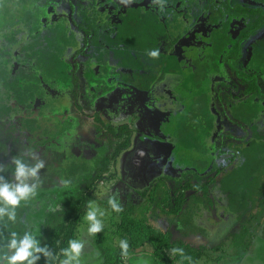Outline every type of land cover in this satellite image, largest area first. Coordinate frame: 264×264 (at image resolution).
Returning a JSON list of instances; mask_svg holds the SVG:
<instances>
[{"label": "trees", "instance_id": "trees-1", "mask_svg": "<svg viewBox=\"0 0 264 264\" xmlns=\"http://www.w3.org/2000/svg\"><path fill=\"white\" fill-rule=\"evenodd\" d=\"M49 1L53 0H0V92L4 90L10 96L9 99H1V102L4 101L3 105L7 107L10 100L13 102L22 97V92L17 90L20 82L22 88H38L37 96L41 101L39 109H44L38 110L36 117L29 111H27V116L21 115V127L16 126L14 111L5 108V115L0 112V164L5 166L10 165L12 157L27 156L28 151H32L42 158L46 153L42 147L52 139L61 136L64 131L70 130L71 132L76 124L75 121H69L62 116V122H60L62 128H59L54 122L52 127L56 132L44 128L43 131H46L48 135L43 133V136L46 137L41 140L33 138L35 132L41 129V120H51V118L57 120L59 118L57 108H60L62 99L52 94L51 90L64 91L66 87L73 89L74 85V82H68V78L63 73L65 70L63 54L68 47L75 46L74 35L68 29L66 20L61 23L56 20L51 23L47 22L46 17L51 10L56 12L49 5ZM178 2V0H158L160 9L154 7L152 9L154 14L145 16L143 21L139 15L133 17L134 13H132L130 18H134L133 25L129 24L127 28L128 21L118 25L114 40H124L129 37V42L136 46H133V49L135 48L139 53L144 51V54H149L157 50L154 45L160 43L169 28L166 20L167 13L172 12ZM134 11L132 10V12ZM237 13H242L244 25L239 40L245 39L264 24V12L260 8L249 9L236 6L232 10L229 9L227 3L213 4L209 10V18L214 22L223 14H227V21L221 25L224 29L230 24L229 16ZM217 30L213 28V40L209 45V63L204 61L198 65V71L203 74L202 77L206 79V74L209 73V80H212L213 74L216 75V78L224 79L228 75L227 70L234 72L235 68L232 62L237 60L240 54L239 43L235 42L231 48H226L233 40L229 39L227 35L217 36ZM92 38L94 46L96 44L100 50L94 49L89 54L86 64L92 76H96L94 69L89 66L99 62L102 54L109 53L110 46L107 43H110L111 39L107 38L106 45L102 46L99 42V39L103 38L101 34L93 35ZM124 42L127 44L126 40ZM18 49L21 54L20 67L23 69L21 74L17 73ZM256 56L257 62L264 70V44L263 48L256 52ZM204 67L207 68L205 73L202 70ZM242 82L247 85L243 91L246 95L244 102H232L226 95L218 96V98L214 95L211 96L213 119L214 121L219 120L220 114L217 116L216 107H223L229 110L231 115L229 117L233 122L242 123V125L245 124L252 128L255 126L256 128H253L255 131L260 129L258 120L261 119L259 116L262 114L257 115L260 112L255 97L259 94L258 87L254 78L242 79ZM94 87L96 90L98 89L97 84ZM210 91L212 92V90ZM95 120L100 125V128H96L97 136H100L104 123L98 117ZM261 121L263 133L258 135L259 143L254 142L257 140V136L253 133L254 139H250L235 149H230L231 151L225 153L231 154L226 158L227 165L223 169H219L213 164L209 169V177L205 184L191 186L190 183H186L178 188L179 191L173 199L166 188L158 191L157 188L160 189V187L155 186L150 195L155 200L150 203L156 206L159 211L158 216L163 215L164 217H160L161 219L164 218L177 228L192 229L186 231L178 229L179 233L192 232L207 235L206 230L198 225L199 211H195L197 208L192 204H187L188 198L185 193L187 190H194L201 191L203 198L198 197L195 200L190 198L194 200L193 203L204 204L208 199V194L212 193L216 198L215 206L224 208L226 211L232 210V215L239 220L243 216L258 219L264 208V120L261 119ZM106 130L111 137L117 139L115 144L109 140L108 145L113 147L112 154H107V144H101L99 147L91 146L96 148L99 154L91 160H87L92 166L83 178L84 181L91 177L93 171H97V175L92 178V182L101 179L102 173L108 171L110 163H115L120 154L131 145L132 133L127 126L123 125L116 129L107 126ZM12 171L11 167H6L3 175L10 179ZM87 188L89 189L90 185ZM161 192V199L158 200V195ZM54 194L57 199L53 198ZM42 197H48L51 203H42V206L39 209L35 207L34 211L31 199L22 201L21 206L16 209L17 220L15 222L8 221L6 217L0 219V256L4 255L5 245L10 239L11 232L15 231L20 237L25 232H31L36 236L39 247L47 248L54 257V259L48 260L43 253H36L35 255L39 259L35 261V264H60L63 259H66L62 254V249L68 247L70 240H77L78 230L89 209L92 197L86 193L69 194V192H56V190H51V193H45ZM50 205L55 209L59 205V208L54 212H45ZM203 208L207 210L208 207L204 205ZM122 209L119 213L112 211L116 216L115 221H112L115 227L112 235L119 237L120 240L128 241V255H121L120 244L114 246L111 239L102 237V239H97L99 242L96 247L99 257L102 259L100 264H123L125 259L130 261L137 258H144L151 264L152 262L155 264H200L206 263L210 258L204 245L193 246L181 239L172 240V234L168 227L162 229L154 226L146 214L148 208L130 206ZM146 248H149L150 251H145ZM173 248H182L184 257L182 258L178 253L174 254Z\"/></svg>", "mask_w": 264, "mask_h": 264}, {"label": "flooded vegetation", "instance_id": "flooded-vegetation-1", "mask_svg": "<svg viewBox=\"0 0 264 264\" xmlns=\"http://www.w3.org/2000/svg\"><path fill=\"white\" fill-rule=\"evenodd\" d=\"M178 1L179 2L177 3L174 10L172 12L167 13L166 20L170 29H167L166 34L163 35L164 38H162L160 43H158V45L157 43L154 45V48L157 49L155 50V52H157V56L155 57L151 56L150 53L144 54V51L142 53H139V51L135 50V48L133 49L134 45L132 44V42H129V37L124 39L127 41V44L122 39H114L115 30L117 29L118 25H121L123 22L127 23L128 21V28L129 24L131 26L133 25L134 16L139 15V17H141V21H143L145 19V16L154 14V12L152 11L154 7L160 9V4L157 3L158 0H78L74 5L71 6L72 9L76 11L72 15L73 21L71 17H65L57 12V9L54 5L55 2H57L56 0L49 1V5L52 6L56 10V12L51 10V12L46 17L47 22L51 23L52 21L56 20L57 22L61 23L63 20H66L68 29H70V31L73 33L74 40L76 42L75 46L68 47L63 54V62L65 64V70L63 71V73L66 75V78H68V82H74L73 89H69L68 87H66L64 91L51 90V93L54 94L56 97H60L62 99L61 102H63L62 93L64 95L65 91H69L71 93L70 98L72 97L74 105L78 107L76 100L79 96L78 90H80L82 83L80 78H78L76 71L78 70L79 66H82V77L85 81V89L84 94L82 96V98H84L85 100L84 106L86 108L89 107L94 110L93 119L98 125L97 127L100 128V125L96 122L95 118L98 117L100 120H102V122L104 123V127L101 128L102 131L105 130L107 132V126H110L114 129L123 125L127 126L130 132L132 133L131 145L128 147V149L133 147L132 142L134 138L137 137L135 132L137 131V133L139 134L142 133V129L140 127L141 125L138 126V122L139 124H142L144 121L143 115L140 112L142 108H146L148 114L152 115L153 121L150 123V126L153 132L161 135L165 140L171 141L174 140V130L168 128V125L171 124L173 118L174 122L177 121L178 118L180 119L182 116V112L187 115L189 110L186 109L188 104L187 99L189 97L191 99L194 98L195 96H197L198 93L202 92L201 95H199L200 97H207L210 107L212 95H214L216 98H218V96L226 95L227 98H230L232 102H244L246 95L243 93V91L247 85L242 82V79L250 80L251 78H254L259 93L255 96L256 103H264V90L261 87V84L264 83V70L261 64H259L256 60V52L261 50L264 44L262 43L264 41V24L256 31L251 33L249 36H247L245 39L239 40V37L241 36V33L244 29V25L242 23V13L231 14V16H234H229V19H231L230 24L227 25V27L224 29L221 25L224 23V21H227V14H223L222 17H219L214 22L211 18H209V10L215 3L218 5L221 3H227L229 5V9L232 10L234 9V7L240 6L242 8L249 9L260 8L264 12V0H239L240 3L242 1L241 4L243 5L237 4L233 7L230 5L231 0ZM245 3H251L253 5L245 6ZM157 4L159 5L157 6ZM132 10L135 11L132 12ZM131 14L133 15L132 19L130 18L132 16ZM72 23L75 25V28L78 29V32H81L83 34L80 40H78L76 37V31H74L75 28L71 26ZM213 28L218 29L216 32L217 36L227 35L229 39L232 38L233 42L229 44L226 48H231L235 42H238L240 54L239 58L232 62V65L235 68L234 72L227 70L228 75L226 76V78H212V80H210V88L204 87L198 90L196 87H192L193 84L191 85V83L195 84L196 82H202L201 79H208L202 77L203 75L200 74V72L198 71V65L199 63L202 64L204 61L205 63H209V45L210 42H212L211 40H213ZM99 34L103 36V38L99 39V42H101L100 44L102 46L106 45L107 38L109 40L111 39V42L107 43L110 46V49H108L109 53L101 55V59L99 60V62H97L96 64H90L89 67L93 68L94 73L96 74V76H92V73L88 71L89 69L87 68L86 62L89 59V54L94 49H99V47H97L96 44L94 46L92 42V36H98ZM19 52L20 50L18 49V53ZM117 52L122 54H119ZM71 55L72 59L70 60ZM20 57L21 54L19 53V65L17 68V73L19 74H21L23 71V69L20 67ZM122 58H124V60H122ZM165 60L171 61L165 62ZM234 62H238L240 64V69L234 66ZM203 65L205 66V64ZM202 70L204 71L203 73H205L207 71V68L204 67L202 68ZM180 72H182V74L178 76L177 73ZM240 72H243L246 75H241ZM213 76L216 77V75ZM110 77L112 78L111 81ZM96 84L98 88L97 90L94 87ZM186 85L188 86L187 89H185V87H187ZM119 87L122 88L121 90L123 91L125 89H129L132 92V101L130 104L138 106V108L135 110L137 115L133 118L134 120L138 119L136 120L137 125L133 123L122 125L118 123L112 124V121H108L107 118L102 119V117L99 116V111L102 113V111L104 112V110H106V107L108 108V106H106V104L104 103L105 96L108 94V92H111L112 90ZM17 90L19 92H22V97L13 102L10 100L7 107L3 105L5 102H1V99H6L10 96H8V94L4 90L3 92H0V112L4 113L5 115V108L10 111H14L16 114V126L21 127V115L27 116V111H29L32 112L33 116L36 117L38 114L37 111L44 109H39L41 101L40 99H38L37 96L39 93L38 88H22L19 82ZM210 90H212V92ZM22 99L28 101H22ZM42 103L44 102L42 101ZM28 105H30V107H28ZM57 109L60 110L59 112H57L59 118H57V120L55 118H51V120H41V129L35 132V136L33 137L34 139L41 140L43 137H46L43 136V133L47 134L46 131H43L44 128L56 132V130L52 127L54 122L57 123V126L59 128H62L60 123L62 122V116L66 117L69 121H75L76 124L74 123L75 125L73 126V128H76L79 122L76 119L67 117V111L64 106H62L61 104L60 108ZM48 111H50V109ZM215 111H218V113L215 112L217 116L218 114H220L219 120L214 121L213 114L211 113V111V120H209L208 123L205 125V129L206 127L208 129V133L205 137L206 143H209L208 149L205 148L202 151L200 149L196 152L197 156L201 158V163L203 164V167H206L208 170L210 169V167L213 166V164L216 165V159L219 156H225L224 160L227 163L226 158L230 157L231 154L225 153L231 151L230 149L232 148L235 149L240 145H244L245 142L253 138V133H255V136H257V140H254V142L259 143L260 139L258 140V135H262L263 133L261 119L258 120V125L260 126V129L253 131V128H256L255 126L252 128L245 124L242 125V123H236L235 121L233 122L229 117L231 116L229 110L224 109L223 107H216ZM263 111H260L259 113H257V115L262 113L259 117L263 116ZM227 118H229L233 123L227 122L226 124L225 122ZM234 127H239V129H241V131L244 133V136L239 137L236 143L235 140L231 138V133L235 131V129H233ZM68 132H70V130L64 131L62 135H66ZM95 132L97 134L96 130ZM106 135L108 136L106 142L108 150L107 154H112L113 147H110L108 143L110 140L113 144H115L117 142V139L111 137L108 132L106 133ZM61 136L56 139H52L51 141L47 142L44 147H42L46 150V153L43 154L42 158L39 157L41 160H43V162L47 161L52 156L55 158L56 153H54L53 150L58 151V148H60ZM87 146L91 147L93 145L89 144ZM98 154V150L95 148V154H93L92 157L88 159H84L86 160V162L83 163H89V161L87 160H91ZM119 157L116 159L115 163H110V167L107 171L109 172L110 168L113 166L114 168L116 167L113 173V176L116 178H118L117 163ZM105 173L106 172H104V174ZM208 177L209 172L206 175L199 176L198 178L197 176L194 178L189 177L188 181L186 182L184 178L182 180L178 179V175L167 177L165 176L161 177L159 180H162V178L164 180L166 178L173 179V185L175 186L173 188L169 187L164 181L159 182V185L157 184L155 186L160 187V189L157 188L158 191L163 188H166V190L169 191L171 199H173L176 193H178L179 191L178 188H180L182 185L189 183L193 179H198L196 181L193 180L195 185H197L196 183L199 184L198 181L203 178L207 179ZM92 183H89L91 190L92 188H96L92 185ZM89 185L87 184V187ZM155 186L151 189L147 188L149 189V191L147 193H140V195L148 199V202L152 200L154 201L155 199L150 197V195L153 193ZM196 192L201 191H186L185 194L188 198L187 204H192L193 207L199 209H195V211H199L198 215L201 216H204V204L206 207H208L207 210H205L207 211L205 216L207 217V220H209V236L207 232V235L202 236H208L210 238L212 234L219 231L218 224L220 225V223H222V218L219 217L221 215H223V217H226V215L221 212V209H223L225 213L228 211H226L224 208H218L217 206L213 208L211 205L215 204L216 201H210L209 199H206L204 204L199 202L193 203L196 198H203L202 192L199 196ZM160 194H162V192L159 193L158 200L161 199ZM208 195L210 197V193ZM190 198H193L194 200H191ZM211 208H213L214 210H212ZM244 217L248 216H243L239 220L236 216L234 217L231 213H229V222L227 224L229 227L231 226V223L235 221L242 227V231L239 234H234L235 236L232 235V238L228 239L229 241H232V243H234V241H238L239 244L237 248L239 249V252H241L240 258L246 257L247 255H251L252 253H254V243L256 244L257 242H259L260 237L263 236L264 208L259 214L258 219H254L253 217V220L255 221L252 224L250 223L249 226L253 229H257L255 237L254 235H251V233H249V227H246L248 220H250L251 222V218H247L248 220H245ZM198 234L201 235V233ZM244 236L246 237L245 239H238ZM234 237H237V239H234ZM250 244L252 247L249 250L248 247ZM209 256L211 257V255Z\"/></svg>", "mask_w": 264, "mask_h": 264}, {"label": "rangeland", "instance_id": "rangeland-1", "mask_svg": "<svg viewBox=\"0 0 264 264\" xmlns=\"http://www.w3.org/2000/svg\"><path fill=\"white\" fill-rule=\"evenodd\" d=\"M56 1L57 2H55L54 5L57 9V12L65 17H71L73 21L72 15L76 11L73 10L71 6L74 5L78 0ZM241 3L239 0L230 1V5L232 7ZM244 5L248 6L253 4L245 3ZM71 26L75 28L73 23ZM74 31H76L77 39L80 40L83 34L78 32V29L76 28ZM71 59L72 55L70 56V60ZM166 61L171 60H165V62ZM234 66L240 69V64L238 62H234ZM76 73L82 83L80 90H78L79 96L76 100L78 107L74 105L72 97L70 98L71 93L69 91H65L64 95L62 93L64 103L61 102V104L67 111V117L76 119L79 123L77 124L76 128L72 129L71 132H68L66 135H62L60 137V140L62 141H60V148H58V151L53 150V152L56 153L55 158L52 156L53 158L51 157L45 161L44 169H42L38 174L39 179L37 181L29 180V183L39 184L36 196L31 198L33 210L35 207L39 209L42 206V203L50 204L51 200H49L48 197L45 198L42 196L45 193H51V190H56V192H69V194L74 192L80 194H90L92 197L90 204L104 212L103 216H100L99 213L97 214V219L103 224V230L96 233L95 235L88 233L90 222L87 221L86 215L83 219V223L81 224L77 233V240H80V242L83 244L80 256V264L101 263L102 259L99 257L98 250H96L99 242L97 239H102V237L103 239H111L114 246H118L120 244V238L112 235L115 230L112 221H115L114 218H116V216H114L115 214L112 212V209L108 204L109 197L114 195L117 196L122 208L126 209L130 206L135 208H148L147 214H149V221L154 226L160 227L162 229H166L168 227L172 234L173 240L182 239V241L193 246L204 245L207 249L208 256L211 255V257L207 259L206 263L200 264H264V232L263 236L260 237L259 242L256 244L254 243V253L251 255L249 254L246 257L240 258L241 252H239V249L237 248L239 244L238 241H234V243H232V241L228 240L232 238V235L239 234L242 231V227L235 221L231 223V226L228 227L227 225L229 222V213L232 214V210H227L228 212L225 213V211L221 209V212L224 213L226 217H223V215L219 217L222 218V223H220V225L218 224L219 231L216 233L213 232L214 234H212L210 238L208 237L209 220H207V217L205 216L207 213L205 210H203L204 216L200 215L197 221L198 225L203 227L208 233V238L200 234L196 235V233L192 232H189L188 234H182L178 232V229L185 231L192 229H184L181 227L177 228L175 225L169 224L164 218L161 219L160 217L164 216H158L159 211L157 210L156 206L151 205V203L148 202L146 198L140 195V193L143 192L147 193L149 189L153 188L161 181H164L169 187L173 188L175 186L173 185V179L166 178L164 180L162 178V180H159L161 177L178 175V179L182 180L184 178L187 182L189 177L194 178L197 176L198 178L199 176L206 175L209 172L206 167H203L201 158H199L196 153L200 149L201 151L205 148L208 149L209 146V143H206L205 139L206 134L208 133V129L207 127L205 129V125L209 120H211L210 114L213 112H211L212 108L208 103L207 97H200L199 95H201V92L198 93L194 98L191 99L189 97L187 99L188 104L186 109H189L187 115L182 112L180 119L178 118V120L174 122L173 118L171 124L168 125V128L174 130V140L171 141L165 140L161 135L153 132L150 126V123L153 121L152 115L148 114L146 108H142L140 112L143 115L144 121L142 124H139L138 122V126L141 125L140 127L142 129V133L139 134L137 131L135 132L137 137H135L132 142L133 147L127 149L119 157L117 163L118 175L116 173L118 178L113 176V173L116 169V167L114 168L113 166L110 168L109 172H106L105 174L102 173L101 179H97L92 183L91 180L97 175V171L92 173L90 179L82 181V179L88 173L87 171L92 166L90 162L83 163L86 162L84 159H88L92 157L93 154H95V149L88 147L87 145L92 144L96 147L101 144L106 145L108 136L106 135L107 132L105 130L101 132L100 136H96L97 134L95 130L98 125L93 119L94 110L89 107L86 108L84 106L85 100L82 98L85 89V81L82 77L83 67L79 66ZM240 73L241 75H246L243 72ZM177 74L180 76L182 72ZM206 78H209L208 74H206ZM212 78L216 77L212 76ZM111 79L112 78L110 77V81ZM209 81V79H206L202 80V82H196V85L194 83H191V85L193 84L192 87H196L198 90L204 87L210 88L211 85ZM261 87L264 90V83L261 84ZM187 88L188 86L185 87V89ZM121 89L122 88L119 87L112 90L111 92H108L104 98V103L106 106H108V108L106 107V110H104V112L102 111V113L99 111V116L102 117V119L107 118L108 121H112V124L118 123L122 125L133 123L137 125L136 120L138 119L134 120L133 118L137 115L135 110L138 108V106L130 104L132 101V92L129 89H125L124 91ZM257 108L259 111L264 110V103L258 104ZM59 111L60 110L58 109L57 112ZM261 119L264 120V115L261 116ZM227 122L232 121L227 118L225 123L227 124ZM233 129H235V131L231 133V138L235 140L236 143L239 137L244 136V133L241 131V129H239V127H234ZM224 157L225 156H219L216 159V165L219 169H223L225 165H227ZM193 180L189 182L191 186L195 185ZM63 181H70V184L65 186ZM206 181L207 179L203 178L198 181L199 184H196L202 185L205 184ZM89 183H92V185L96 188H92V190L91 188L87 189V184L89 185ZM196 193L199 196L201 192ZM56 197L57 196L55 195L53 198L57 199ZM208 199L210 201H216L215 195L212 193L210 194V197L208 195ZM211 206L214 208L215 204ZM58 208L59 205L56 209L50 205L49 208L45 210V212H54ZM213 208L211 209L214 210ZM244 219L246 220L247 217H244ZM250 223H253V217H251V222L248 220L246 224L247 228L250 226ZM248 231L255 237L257 229L249 227ZM245 238L246 237L244 236L238 239ZM88 243H90V247ZM251 247L252 246L250 244L248 247L249 250ZM145 251H150V249L146 248ZM123 264L151 263H149V261L147 262L144 258H137L133 260L131 259L130 261L125 259ZM152 264L155 263L152 262Z\"/></svg>", "mask_w": 264, "mask_h": 264}, {"label": "clouds", "instance_id": "clouds-1", "mask_svg": "<svg viewBox=\"0 0 264 264\" xmlns=\"http://www.w3.org/2000/svg\"><path fill=\"white\" fill-rule=\"evenodd\" d=\"M150 55L155 57L157 52L153 51ZM6 167L13 169L10 179L3 175ZM44 167L43 160L32 151H28L27 156L17 155L12 157L8 166L0 164V219L6 217L8 221L15 222L17 220L16 209L21 205V202L28 201L37 194L39 184H30L29 180L37 181L39 179L38 174ZM63 183L68 186L70 181H63ZM108 204L114 212L119 213L123 210L116 195L109 197ZM98 213L100 216L104 215L103 211L90 204L86 219L90 222L88 233L91 235L103 230L102 222L97 219ZM5 248L4 255L0 256V264H35V261L39 259L35 255L36 253H43L48 260L54 259L47 248L39 247L36 236L31 232H25L22 237L18 236L15 231L11 232ZM82 248L83 244L80 240H70L68 247L62 249V254L66 259H63L60 264H80ZM120 248L121 255L127 256L129 243L126 239L120 241ZM172 252L174 254L178 253L182 258L184 257L182 248H173Z\"/></svg>", "mask_w": 264, "mask_h": 264}, {"label": "crops", "instance_id": "crops-1", "mask_svg": "<svg viewBox=\"0 0 264 264\" xmlns=\"http://www.w3.org/2000/svg\"><path fill=\"white\" fill-rule=\"evenodd\" d=\"M193 236V235H192Z\"/></svg>", "mask_w": 264, "mask_h": 264}]
</instances>
